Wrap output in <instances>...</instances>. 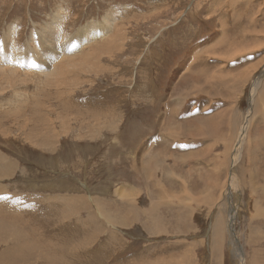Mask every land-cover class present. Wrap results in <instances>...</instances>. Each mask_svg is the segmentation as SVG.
<instances>
[{
	"label": "rangeland",
	"instance_id": "rangeland-1",
	"mask_svg": "<svg viewBox=\"0 0 264 264\" xmlns=\"http://www.w3.org/2000/svg\"><path fill=\"white\" fill-rule=\"evenodd\" d=\"M106 17L113 33L52 63L44 47L66 48L89 24L106 28ZM35 63L58 69L46 77L27 69ZM249 74L238 98L227 96L223 79ZM259 77L264 0H0V264H264V218L254 214L264 200L253 201L247 178L264 169L250 162L256 121L243 146L229 148L230 125L215 130L220 140L192 137L209 115L229 112L241 134ZM168 132L189 141L164 143ZM150 148L159 157L149 173L139 167ZM154 165L162 169L152 178ZM179 177L198 196L182 190L173 207L172 191L186 188ZM154 183L163 186L155 192ZM126 199L142 209L159 201L158 228L139 211L142 223L124 224Z\"/></svg>",
	"mask_w": 264,
	"mask_h": 264
},
{
	"label": "bare ground",
	"instance_id": "bare-ground-1",
	"mask_svg": "<svg viewBox=\"0 0 264 264\" xmlns=\"http://www.w3.org/2000/svg\"><path fill=\"white\" fill-rule=\"evenodd\" d=\"M59 12V11H58ZM60 14V13H59ZM114 16V15H113ZM108 18L109 17H106L105 19H104V22L107 24V27L106 28H101V27H103V26H100V25H98L97 26V24L96 23H91V24H89V26L87 27V32H86V34H84V33H82V36H80L79 37V39H75V40H73L72 42H70L68 45H67V47L65 48H63V49H59V48H48V46L47 47H44V49L46 50V52L50 55V56H52L53 57V60H52V63H57V60L59 59V58H61V57H63L64 55H66V54H74V53H76V52H79L80 50H81V48L83 47V46H88V44L90 43V41H92V40H94V39H99V38H101V37H104L105 35H108L109 33L111 34V33H113V31H112V29H115V28H113L114 26H113V23H112V21L111 22H109L108 21ZM60 21V20H59ZM113 22H115V21H113ZM46 26V25H45ZM100 26V27H99ZM59 28V26H58V24H52V26H51V28L49 29L50 30V32L51 31H54V30H57ZM48 31V30H47ZM119 31H120V29H119ZM62 35H64V34H62V33H59V34H57L56 36H49V38H50V40L48 41V44H49V42L52 44V42L54 43V42H58V41H60V39H62ZM260 35H262V34H260ZM6 36H7V34H6ZM9 36V35H8ZM7 36V37H8ZM106 37V36H105ZM113 37V36H112ZM9 38V37H8ZM8 40V39H7ZM112 40V39H111ZM12 41V40H11ZM74 42V43H73ZM94 42V41H93ZM28 45V44H27ZM30 47V46H29ZM88 48V47H87ZM73 49V52H70V50H72ZM74 49H76L75 51H74ZM257 49V48H256ZM64 57H66V56H64ZM64 59V58H63ZM2 64V63H1ZM72 64V63H71ZM260 64V63H259ZM60 66V65H59ZM64 66V65H63ZM67 66H69V65H67ZM18 67H20V70H21V68H22V66H18ZM27 69H30V70H35V71H41V72H45L44 73V76H46L47 77V75H49L50 73H54L55 71H57V69H58V66H57V64H53V67L50 65V66H47V67H44L41 63H35L34 65H33V67L32 68H27ZM262 75V74H261ZM263 76V75H262ZM52 77V76H51ZM222 78L224 77V76H221ZM252 78V74H249V75H247V76H245V77H242V76H240V78H237V77H235L233 80H229V79H227V80H224L223 79V81L220 83V85H226L227 87H225V91H227V96H229L230 97V95L231 96H233V97H237L238 98V92H239V86H238V84L239 83H244V82H246L247 80H249V82H250V79ZM45 81V80H44ZM264 80H263V77H259V78H257L256 79V81H255V83H254V87H253V90H252V93H251V98L249 99L250 100V102H249V107H248V109H247V115H246V117L244 116V119H243V121H245V119L246 118H248V122H246L247 124L244 126V128H243V130L241 131V134H240V128H239V121H238V123H236L235 125H234V123H235V121H236V115H238V113H234V114H232L231 112H229V113H227V114H215V115H213V116H211V115H207L209 118H208V120L206 121V123L205 122H202V123H200V127H199V129H196V131L195 132H193L192 133V137H204L205 135L206 136H210L211 137V135L212 136H216V133H215V130H218V129H220L223 125H230L232 128H233V135H234V137H233V135H232V137H233V139H232V141H231V143H228V144H230L229 145V148H231V146H233L234 147V144L236 143V140H237V145H242L243 146V142L245 141V139L247 138V134H248V132L251 130V127H252V125H253V122L254 121H256L255 119H256V115L255 114H257L255 111H258V108H260L261 107V109L260 110H262L263 112H264V92H260L259 91V88H260V86H261V84L263 85L264 83ZM247 85V84H246ZM245 85V86H246ZM217 86H219V85H217ZM240 87H241V85H240ZM263 88H264V86H263ZM262 89V88H261ZM243 91V90H242ZM264 91V90H263ZM241 92V91H240ZM262 93V94H261ZM236 98V99H237ZM258 98V99H257ZM230 109V108H229ZM255 114H254V113ZM180 113V112H179ZM260 113V111L258 112V114ZM209 114H211V112L209 113ZM179 115V114H178ZM223 115H225V116H223ZM261 116V115H260ZM207 118V117H206ZM264 119V118H263ZM237 122V121H236ZM264 124V123H263ZM262 124V125H263ZM230 126H229V128H230ZM238 128V130H239V134L237 135V133L238 132H236V129ZM179 130H180V135L179 136H181L182 135V131H181V129L180 128H178ZM231 129V128H230ZM188 132V131H187ZM189 133V132H188ZM187 133V134H188ZM171 135H175V132H172L171 133ZM218 135V134H217ZM215 137H211V139H214ZM168 140L170 139V138H167ZM200 139H202V138H200ZM199 139V140H200ZM204 139V138H203ZM216 139H218L217 138V136H216ZM235 139V140H234ZM218 140H220V138L218 139ZM229 140H231V138L229 139L228 138V141ZM247 140V139H246ZM170 141V140H169ZM187 141V140H186ZM189 141V140H188ZM215 141V140H214ZM226 141V140H225ZM234 141V142H233ZM246 142V141H245ZM187 143V142H186ZM195 143V142H194ZM232 143H233V145H232ZM249 144H248V146L250 147V149H251V144H252V142H251V140H249V142H248ZM254 143H255V141H254ZM211 144V143H210ZM209 144V145H210ZM228 144L226 143V151L227 152H229L230 151V149L228 148ZM212 145V144H211ZM214 145V144H213ZM212 145V146H213ZM253 145V144H252ZM248 147V148H249ZM255 147H257V146H255ZM212 149V148H211ZM229 150V151H228ZM232 150V149H231ZM200 151V150H199ZM205 151H206V149H203V151H201V153H202V155L205 153ZM231 152V151H230ZM196 153H198V151L196 152ZM211 153V152H210ZM206 154V153H205ZM230 154V153H229ZM248 154V153H247ZM227 155V154H226ZM225 154H224V156H225V159H226V156ZM206 156L207 155H205V158H206ZM198 157L200 158L201 157V155H200V153H199V155H198ZM218 158V157H217ZM228 158H230V157H228ZM227 158V159H228ZM236 157H234L233 158V164H235V161H234V159H235ZM239 158V157H238ZM201 159H203V158H201ZM218 159H220V158H218ZM226 159V160H227ZM154 160V159H153ZM158 160V159H157ZM211 160V159H210ZM225 160V161H226ZM236 160V159H235ZM151 161V160H150ZM150 161H148V168H149V162ZM214 161H215V159H214ZM224 161V162H225ZM152 162H154V161H152ZM155 162H157V161H155ZM154 162V163H155ZM161 162V161H160ZM213 162V161H212ZM223 162V163H224ZM227 162V161H226ZM228 162H229V159H228ZM147 163V162H146ZM145 163V164H146ZM153 163V164H154ZM158 163H159V160H158ZM216 163V162H215ZM160 165H161V163H159ZM212 164V163H211ZM136 165V164H135ZM159 165V166H160ZM139 166V165H138ZM152 166V165H151ZM223 166V165H222ZM229 166V165H228ZM233 166V165H232ZM137 167V166H136ZM141 167V166H140ZM139 167V168H140ZM155 167V168H154ZM154 169H157L156 167L157 166H155L154 165ZM162 167V166H161ZM160 167V168H161ZM145 168H147L146 167V165H145ZM152 167H150V169H151ZM136 169V168H135ZM141 169V168H140ZM150 169H148L149 170V173H150ZM162 169V168H161ZM160 169V170H161ZM214 169V168H213ZM249 169V168H248ZM250 169H251V167H250ZM255 169V168H254ZM157 170H159V168L157 169ZM201 170V169H200ZM139 171V170H138ZM247 171V170H246ZM151 172H153L152 174H153V177H154V175H155V173H156V171H153V170H151ZM163 173V172H162ZM249 173H251V174H253L251 171H249ZM157 174V173H156ZM228 177H227V180H230V182L232 181L231 179H232V173H228ZM254 175V174H253ZM252 175V176H253ZM171 176V175H170ZM215 176V175H214ZM251 176V177H252ZM152 177V178H153ZM156 177H157V175H156ZM169 177V176H168ZM173 177V176H172ZM155 178V177H154ZM216 178V177H215ZM141 179V178H140ZM211 179L212 178H209L208 180L210 181V182H207V183H209L210 185L211 184H213V186L216 184L215 182H213L214 180H216V179H212V181H211ZM252 179V178H251ZM165 180V179H164ZM160 182H161V180H160ZM212 182V183H211ZM215 183V184H214ZM252 183V182H251ZM155 184V183H154ZM186 184V183H185ZM254 184V183H253ZM157 186L159 185V184H156ZM160 185H161V183H160ZM160 185L158 186L159 188H160ZM207 185V184H206ZM217 185V184H216ZM215 185V186H216ZM226 185H227V183H226ZM161 186H163V185H161ZM208 186V185H207ZM206 186V187H207ZM165 187V186H164ZM187 187V186H186ZM217 187V186H216ZM215 187V188H216ZM263 187V186H262ZM166 188V187H165ZM134 189V188H133ZM132 189V190H133ZM162 190V189H161ZM160 190V191H161ZM165 190V189H164ZM168 190H169V187H168ZM171 190V189H170ZM253 190H255V189H253ZM212 191H214V190H212ZM138 192V191H137ZM205 192H206V190H205ZM211 192V191H210ZM210 192L208 191V194H210ZM171 193V192H170ZM123 194H124V192H123ZM122 194V195H123ZM134 194V193H133ZM136 194H138V193H136ZM164 194V193H163ZM183 194V193H182ZM188 194V193H187ZM121 195V198H123V196ZM130 195H132V194H130ZM76 196V195H75ZM75 196H71V197H75ZM135 196V195H134ZM159 196H161V192L159 193ZM165 196V195H164ZM163 196V197H164ZM190 196V195H189ZM188 196V197H189ZM70 197V196H69ZM93 197V196H92ZM130 197V196H129ZM182 197H184L183 195H182ZM234 197V196H233ZM78 198V197H77ZM84 198V197H83ZM124 198H126V197H124ZM136 198V197H135ZM181 198V197H180ZM185 198V197H184ZM213 198V197H212ZM138 199V198H137ZM159 199V198H158ZM160 199H161V197H160ZM183 199V198H182ZM189 199V198H188ZM192 199H194V197L192 198ZM74 200V199H73ZM126 200H128V199H126ZM171 200V199H170ZM172 201V200H171ZM183 201L184 200H182V203H183ZM194 201V200H193ZM197 201V200H196ZM199 201V200H198ZM80 202V201H79ZM122 202H126V205H125V208L124 209H122V210H124L125 212H124V215H122V213L119 211V213H120V216L124 219L123 221H124V224H125V220L126 219H130L131 220V218L132 219H134L135 221H137L138 223H142V221H141V219H142V217L141 216H143V218L146 220V222H148V223H146L145 222V225H149V228H150V230H156L158 227H157V225L156 224H160L159 223V218L158 217H152V214L158 209V204H155L154 202H151V205H150V208L149 209H146V208H144V209H142L141 207H139V205H138V202L136 203V201L135 200H131V201H122ZM190 202V201H189ZM200 202V201H199ZM71 203H73V205L75 206V208H76V204H78V205H80L81 207H84V205H81V204H79V203H77V202H75V201H71ZM94 203V202H93ZM141 203V202H140ZM159 203V202H158ZM162 203V202H161ZM172 203H174L173 201H172ZM187 203V202H186ZM215 203H217V201L215 202ZM214 203V204H215ZM122 204H124V203H122ZM188 204V203H187ZM187 204H185V205H187ZM177 205V207H178V204H174V205H172L173 207L174 206H176ZM189 205V204H188ZM163 206V205H162ZM185 207V206H184ZM184 207H182V208H184ZM77 208H79V207H77ZM181 208V207H180ZM101 209V208H100ZM179 208H177V210H178ZM182 209H180V211H181ZM186 210V209H185ZM102 211V210H101ZM138 211H139V215H138ZM226 211V210H225ZM103 213V212H102ZM222 214H224L225 215V213H222ZM221 214V216H223ZM108 215V214H107ZM106 215V216H107ZM128 215V216H127ZM140 216V220L138 219V220H136V216ZM220 215V214H219ZM231 215H233V213L231 214ZM218 217V216H217ZM216 217V218H217ZM106 218H108V217H106ZM144 219H143V221H144ZM229 220V219H228ZM189 221V220H188ZM215 222H216V220H215ZM221 222H223L222 223V225H221V228H222V230H223V232H224V229H225V218H224V216H223V220L221 221ZM189 223V222H188ZM219 224V223H218ZM142 227H144L145 228V226L144 225H141ZM140 226V227H141ZM143 228V229H144ZM113 229V228H112ZM147 230V229H146ZM149 230V231H150ZM215 230V229H214ZM151 231V232H152ZM158 231V230H157ZM211 231V230H210ZM217 231V229L215 230V232ZM214 232V234H216ZM113 234V233H112ZM218 234H219V231H218ZM208 235V234H207ZM222 235H224V233L222 234ZM220 236L221 235H219V238H220ZM209 237V236H208ZM223 237H225V235L223 236ZM222 237V238H223ZM207 238V237H206ZM205 239V238H204ZM221 240V239H220ZM204 242V241H203ZM205 243V242H204ZM200 246V245H199ZM208 246V245H207ZM128 247V246H127ZM224 246H223V243L220 241V249H219V251H218V254H220V251H222V248H223ZM135 248V247H134ZM211 250V249H210ZM239 251V250H238ZM237 253V252H236ZM141 254V253H140ZM236 256V255H235ZM249 257V256H248ZM142 258H143V256H142ZM218 258V257H217ZM139 259V258H138ZM219 259L221 260L222 259V255H221V257H219ZM245 259V258H244ZM248 260V259H247ZM246 262V261H245ZM239 264V263H238Z\"/></svg>",
	"mask_w": 264,
	"mask_h": 264
},
{
	"label": "crops",
	"instance_id": "crops-1",
	"mask_svg": "<svg viewBox=\"0 0 264 264\" xmlns=\"http://www.w3.org/2000/svg\"><path fill=\"white\" fill-rule=\"evenodd\" d=\"M258 109H261V107L260 108H258ZM261 111L262 110H260V114L257 116L258 118H260L261 119V122H259L258 123V120H256V122L254 123V127H253V132H255V131H258L259 132V134L257 135V137L256 138H253V141H252V143H253V145H251V152L249 153L250 155H251V159H250V162H252L254 165H261V164H264V112L262 111V114H261ZM261 115V116H260ZM263 124V125H262ZM170 128H174V127H170ZM196 131V130H195ZM169 133V135L166 137V136H164V134H163V136H162V139L164 140V143L165 142H169V140L170 141H172V142H176V141H179V140H177V139H180V138H178L176 135L175 136H173V135H171V133L170 132H168ZM205 137V136H204ZM167 138H170L169 140L167 139ZM206 138V137H205ZM175 139V140H174ZM254 141H255V143H254ZM179 142H183V143H188V141H186V137H185V139L183 140V141H179ZM177 145H179V143L177 144ZM255 146H257V147H255ZM155 150L153 149V148H150V149H148L147 150V152L149 153V154H147L144 158H145V161H144V164L142 165L143 166V168L142 167H140L142 170L144 169V170H148V160L150 161V159L149 158H151L153 155H156V156H158L159 157V155H157V153L156 154H153V152H154ZM151 152V153H150ZM158 152H160V151H158ZM160 154V153H159ZM162 156V155H161ZM164 157H166L165 155H164ZM170 157H173V156H167V158H170ZM181 158H187L188 160H187V163L189 162V161H191L192 159H190L189 157H191V155H182V156H180ZM180 157H178V160H181V158ZM155 157H152V159H154ZM147 162V163H146ZM151 162V161H150ZM150 162H149V165H150ZM146 163V164H145ZM145 165H146V167L147 168H145ZM160 167L161 166H159V167H157V169L159 168V170H160ZM255 168V169H254ZM155 170L156 171V173L157 172H159V170ZM257 167H253V171H252V173L254 174H251V173H249L248 172V174H247V178L248 179H250V182H249V184H250V191H251V193H253V192H255L254 193V195H253V201H255V199H258V203L260 202V200H264V199H261L259 196H260V194L262 193V191L264 192V169H262L261 167L260 168H258L257 170ZM157 175V174H156ZM253 175V176H252ZM252 176V177H251ZM154 177H156L155 175H154ZM153 177V178H154ZM241 178H242V180H244L245 178H246V176L243 174V175H241ZM252 178V179H251ZM174 181V180H173ZM177 181L179 182V186H180V182L181 181H183L184 182V184L187 186L186 188H181V186H180V189H179V192H176V191H172V195H173V200H174V204H177L176 202H178L179 204H181V202H180V200L179 199H177V197H180V196H176L177 194H179V195H181V193H182V190H185V192H187L188 193V195H190V200H194V201H196V199H195V197L196 196H198V195H195L194 194V191H195V186L193 185V183H192V181L189 179H186V178H181V180H180V177L177 179ZM252 182V183H251ZM254 183V184H253ZM157 184V183H156ZM155 184V192H157L156 190L158 189V186ZM206 184V183H205ZM205 184H204V190L202 191V193L200 194L202 197H204V201L202 202L203 204H207V202H208V199H209V195L210 194H208V191L210 192L211 191V188L210 187H205ZM161 186V185H160ZM263 186V187H262ZM162 187V186H161ZM167 188V187H166ZM168 189V188H167ZM253 189H255V190H253ZM171 190H175V189H171ZM205 190H206V192H205ZM257 191H258V193H257ZM122 194H123V192H122ZM125 195V194H124ZM194 197V199H192ZM159 201H157V203H158ZM150 205H151V201H150V203H149ZM158 204H160V202L158 203ZM254 214L255 215H258V217L260 218V219H262V218H264V209L261 207V206H256V205H254ZM234 219V218H233ZM232 219V220H233ZM129 220V219H128ZM128 220H126V221H128ZM232 220H231V224H232ZM231 231H232V228H231ZM260 233H264L263 231L262 232H258V234H260ZM231 235L232 236H234V237H236V235L233 233V231H232V233H231ZM254 235H256V234H254ZM259 237V240L260 241H262V240H264V235H260V236H258ZM255 254H256V250H255V252H254ZM253 253V257H254V254Z\"/></svg>",
	"mask_w": 264,
	"mask_h": 264
}]
</instances>
